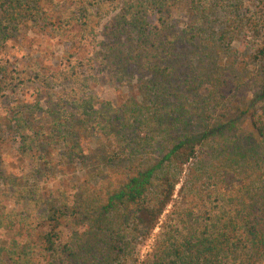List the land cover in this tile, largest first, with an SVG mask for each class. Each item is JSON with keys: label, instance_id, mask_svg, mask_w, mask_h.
Segmentation results:
<instances>
[{"label": "trees", "instance_id": "obj_1", "mask_svg": "<svg viewBox=\"0 0 264 264\" xmlns=\"http://www.w3.org/2000/svg\"><path fill=\"white\" fill-rule=\"evenodd\" d=\"M118 1L120 10L106 26L95 56L100 58L103 70L117 77L139 74L146 91L141 99L129 98L121 106L96 104L97 94L87 76L77 87L54 94L59 108L44 117L53 133L57 127L55 134L62 125H69L65 148L57 151L67 165L84 164L92 152L99 151L104 144L97 135L103 128V110L110 111L112 106L117 113L110 117L115 130H111L110 123L106 128L108 134H115L116 141L111 143L109 159L88 171L90 179L99 180L90 196L77 190L61 204L52 205L45 223L28 232L25 242L0 241V264H10L9 260L31 264L32 254L37 251L48 258L47 264H127L137 240L146 242L154 235L183 181L181 189L188 193L184 211L174 227L165 235L159 234L144 264H264V183L258 190L251 189L261 158L256 161L251 149L246 153L227 142L223 155L238 168L209 175L220 179L221 185L213 192L215 205L208 203L212 193L206 195L201 187L207 171L200 165L189 168L200 153L201 158L209 153L203 151L211 139L226 130V115L217 118L215 107L230 93L222 88L213 92L197 59L203 62L207 57L204 38L209 16L231 0ZM48 3L3 0L0 44L7 45L13 32L27 22L38 21ZM80 3L75 1L74 6H82ZM260 3L264 18V0ZM69 8L63 5L62 15L73 14ZM88 8L79 7L76 10L81 16L75 12L73 15V24L85 31L88 22L81 20L86 18ZM200 14L196 21L191 17ZM254 27L260 26L255 23ZM259 56L264 57V38L256 58ZM10 72L9 67L0 64L1 90L13 84ZM38 74L36 81L40 82ZM242 87L247 89L248 82L232 87L231 92H239ZM257 87V97L264 96V80ZM68 103L70 111L62 107ZM38 104L35 109L27 103L21 105L19 113L36 115ZM252 127L264 140V122L254 116ZM187 169L190 172L184 179ZM106 170L120 173V178L113 180L105 175ZM223 190L227 194L222 203ZM3 221L4 214L0 215V226ZM67 221L72 226L68 234L62 230ZM13 226L12 221L9 227Z\"/></svg>", "mask_w": 264, "mask_h": 264}, {"label": "rangeland", "instance_id": "obj_2", "mask_svg": "<svg viewBox=\"0 0 264 264\" xmlns=\"http://www.w3.org/2000/svg\"><path fill=\"white\" fill-rule=\"evenodd\" d=\"M75 1L82 2L79 7H89L86 18L81 20L88 22L86 31L73 24L74 12L81 16V12L76 10L79 7L74 6ZM92 1L96 5L89 4V0H49L38 21L27 22L13 32L7 45L0 44V64L9 67L10 77L15 79L9 88L7 85L0 89V215L4 214L6 220L0 226L1 242L12 244L14 239L25 242L28 232L45 223L51 206L61 204L70 195H75L77 190L90 196L99 180L90 179L88 171L109 159L111 143L116 141L115 134H108L106 128L110 123L111 130H115L110 117L117 113L112 106L110 111L103 110V128L97 134L105 146L103 144L98 152H92L84 164L67 165L57 151L65 148L64 136L68 134L69 125H62L55 134L57 127L53 133L44 117L47 112L59 108V100L54 94L77 87L87 76L93 92L97 94L96 104L111 102L121 106L129 98L141 99V93L146 91L145 81L139 74L117 77L99 66L96 48L102 41L106 26L111 24L120 8L118 0ZM260 2L231 0L217 14L209 16L204 38L208 47L207 57L203 62L197 59L196 65L203 70L213 92L222 88L230 93L225 102L215 107L217 118L223 114L226 115L225 121L228 120L225 133L212 138L203 151L208 150L209 153L202 158L200 153L189 166L200 165L207 171L201 187L206 195L212 193L211 199H208L211 205L217 204L213 192L221 184L219 178L209 175L214 172L221 175L224 169L234 171L238 168L237 163L223 155L225 147L228 148L227 142L230 146L236 145V150L246 153L247 149H251L256 161L261 158L260 164L255 167L251 189L258 190L264 183V140L252 127L254 116L264 122V96L257 97L255 92L259 82L264 80V57L256 58L264 38ZM63 5L69 6L73 14L68 12L62 15ZM201 16L191 17L199 19ZM255 23L260 27L255 28ZM52 73L54 76H51ZM37 74L41 75L38 76L40 82L36 81ZM245 82H248L247 89L242 87L239 92H231L232 87ZM26 103L33 105L34 109L39 103L36 115L25 111L19 113V106ZM68 104L62 105L66 111L71 110V104ZM232 147L231 150H234ZM187 172L189 174L190 170H186L184 179L188 176ZM105 175L112 176L113 180L120 178V173L112 171L106 170ZM183 183L177 187L174 204L169 207L154 235L146 242L140 238L137 240L127 264H144L159 234L163 232L165 235L175 226L177 217L184 211L183 204L188 195L187 190L181 189ZM226 194L220 197L222 203ZM9 220L15 223L12 229ZM65 225L62 230L68 234L72 230L70 221ZM47 261L42 252L32 254L31 264H47ZM9 263L14 264L11 260Z\"/></svg>", "mask_w": 264, "mask_h": 264}]
</instances>
